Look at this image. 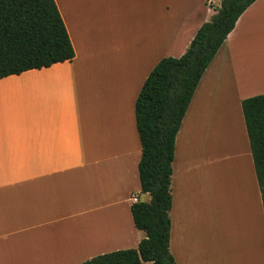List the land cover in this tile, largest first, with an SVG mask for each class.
Listing matches in <instances>:
<instances>
[{
    "label": "crops",
    "instance_id": "1",
    "mask_svg": "<svg viewBox=\"0 0 264 264\" xmlns=\"http://www.w3.org/2000/svg\"><path fill=\"white\" fill-rule=\"evenodd\" d=\"M74 57L0 79V264H81L136 249L134 103L221 0H53ZM264 94V0L203 72L175 137V264H264V212L241 101ZM83 103L94 104L93 115ZM99 103H102L99 105ZM141 264H150L144 263Z\"/></svg>",
    "mask_w": 264,
    "mask_h": 264
},
{
    "label": "trees",
    "instance_id": "2",
    "mask_svg": "<svg viewBox=\"0 0 264 264\" xmlns=\"http://www.w3.org/2000/svg\"><path fill=\"white\" fill-rule=\"evenodd\" d=\"M256 0H221L178 58L158 61L134 103L140 143V192L148 202L130 206L134 227L144 233L136 249L93 257L81 264H175L169 253L171 174L175 137L199 80ZM74 51L53 0H0V79L70 62ZM241 110L264 212V94L241 101Z\"/></svg>",
    "mask_w": 264,
    "mask_h": 264
},
{
    "label": "rangeland",
    "instance_id": "3",
    "mask_svg": "<svg viewBox=\"0 0 264 264\" xmlns=\"http://www.w3.org/2000/svg\"><path fill=\"white\" fill-rule=\"evenodd\" d=\"M94 104H98V103H83V105H85L87 107V113L89 115H93L94 112H95V108L93 107ZM102 104V103H99V105ZM94 116V115H93Z\"/></svg>",
    "mask_w": 264,
    "mask_h": 264
},
{
    "label": "built area",
    "instance_id": "4",
    "mask_svg": "<svg viewBox=\"0 0 264 264\" xmlns=\"http://www.w3.org/2000/svg\"><path fill=\"white\" fill-rule=\"evenodd\" d=\"M131 201H132L133 203H135V202L137 201V199H136V198H132Z\"/></svg>",
    "mask_w": 264,
    "mask_h": 264
}]
</instances>
